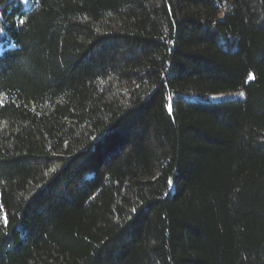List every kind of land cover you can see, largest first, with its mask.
I'll list each match as a JSON object with an SVG mask.
<instances>
[{"label": "trees", "instance_id": "trees-1", "mask_svg": "<svg viewBox=\"0 0 264 264\" xmlns=\"http://www.w3.org/2000/svg\"><path fill=\"white\" fill-rule=\"evenodd\" d=\"M0 264H264V0H0Z\"/></svg>", "mask_w": 264, "mask_h": 264}]
</instances>
